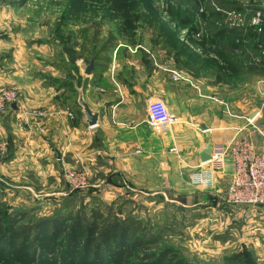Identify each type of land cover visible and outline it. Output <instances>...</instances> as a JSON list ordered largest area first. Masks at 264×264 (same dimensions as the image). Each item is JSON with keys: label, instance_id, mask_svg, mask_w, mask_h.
I'll return each mask as SVG.
<instances>
[{"label": "crops", "instance_id": "0c3cea01", "mask_svg": "<svg viewBox=\"0 0 264 264\" xmlns=\"http://www.w3.org/2000/svg\"><path fill=\"white\" fill-rule=\"evenodd\" d=\"M239 1L246 12L264 3ZM3 36L7 38L6 33ZM123 44L119 42L110 49L111 60L103 62L95 78L94 72L80 76L86 101L93 110L100 111L98 125L90 128L79 105L73 104L72 80L57 82L39 73L29 74L18 60V48L14 47L12 54H3V48L12 46L0 41V89H14L20 96L17 109L11 105L0 114V151L8 153L0 164L2 188L66 195L68 184L63 169L90 167L97 170L90 188L101 196H117L136 188L147 192L181 190L186 185L224 196L233 178L229 149L232 140L247 137L258 149H264L260 75H255L257 82L252 90L234 101L226 84L218 93L220 87L215 82L196 80L167 65L156 68L149 62L147 73L145 61L144 65L132 61L134 56H129ZM53 66H49L50 71L58 68L57 64ZM175 72L181 76L179 79ZM74 76V72L66 75L68 79ZM154 97L166 102L173 117V124L165 130L151 123L148 102ZM34 109H45L48 116L38 122L28 112ZM253 112L256 116L251 120ZM209 140L213 144L212 159L201 163L198 153ZM16 177L22 183L15 184ZM238 208L249 214L246 217L260 211V236L220 237L225 245L214 241L217 253L209 255L219 261L224 255L221 248H228L230 253L250 245L264 264V205Z\"/></svg>", "mask_w": 264, "mask_h": 264}, {"label": "rangeland", "instance_id": "374dc122", "mask_svg": "<svg viewBox=\"0 0 264 264\" xmlns=\"http://www.w3.org/2000/svg\"><path fill=\"white\" fill-rule=\"evenodd\" d=\"M14 1L0 0V41L12 46L3 48L2 53L9 55L8 52L14 53V47L18 48V60L31 75L39 73L40 77L57 82L72 80L71 87L80 88V76L85 75V68L94 59L91 56L97 47L106 45L112 49L121 42L129 56H134L130 58H134L132 61L139 60L142 65L145 61L147 73L149 62L156 68L167 65L196 80L215 82L220 87L218 93L224 91L226 84L234 101L246 96L257 82L254 74L238 64L237 60L245 57V50L231 53L230 47L223 48L225 43H232L234 39L249 44L257 39L258 32L232 26L228 15L223 12L219 19L210 16V11L204 10L206 7L215 11L227 10L217 4L218 0H203L200 12L194 15L195 22L202 24L203 31L199 34L178 28L167 11L166 0H25L22 6L13 5ZM213 18L215 21H212ZM212 23L238 30L215 38L212 37L215 32ZM4 33L7 38H4ZM205 34L209 36L203 38ZM128 47L133 48L134 53ZM106 57L111 60V54H106ZM123 57L127 55L123 54ZM26 61L36 64L30 68L29 63L25 65ZM103 62L102 65H105ZM53 64L58 65L56 71L49 70ZM70 72L75 74L72 79L66 77ZM133 74L136 76V69ZM72 96L73 104L78 105L76 88ZM260 109L263 111L260 126L264 128V75L260 76ZM7 154V151H0V164ZM78 169L91 171L92 184L97 170L90 167ZM16 178L13 180L15 184L22 183L19 177ZM66 189V195L35 194L32 191H10L0 186V209L3 211L0 213V236H4L0 237V242L11 236L8 230H3L8 224L5 221L7 216L19 228L18 234L14 235L15 246H18L25 236L34 241L38 233L37 224L42 219L67 218L68 225L80 216L85 224L92 220L93 212L99 210L104 215L100 220L101 228L119 221L131 228L132 235L159 239L158 245L173 248L189 264H236L241 260L247 264H260L257 250L250 245L237 247L230 253L228 248H225L226 251L221 248L224 255L219 261L209 255L217 253L214 241L222 243L223 236H260V211L255 210L256 213L246 217L249 214H244V209L226 203V193L224 196L220 192L204 193L186 185L181 190L153 192L128 189L124 194L108 197L96 192L83 201L77 198L64 202L63 197L73 190L79 191L80 195L88 191L70 186ZM48 234L45 232L41 236ZM7 247L4 242L0 250L7 251Z\"/></svg>", "mask_w": 264, "mask_h": 264}, {"label": "trees", "instance_id": "16d2710c", "mask_svg": "<svg viewBox=\"0 0 264 264\" xmlns=\"http://www.w3.org/2000/svg\"><path fill=\"white\" fill-rule=\"evenodd\" d=\"M166 1L168 3L167 11L179 29H189L193 34L202 33V24L195 22L194 15L200 12L203 0ZM24 3L25 0H16L13 5L22 6ZM217 4L229 10H241L242 13L247 11L243 10L244 7L239 0H218ZM257 8H253V10ZM204 10L210 11V16L217 19L223 14L207 7ZM252 13L254 11L247 12V18H250ZM214 18L212 21H215ZM213 27H215V32L212 37L215 38L236 33L238 30V27L230 28L227 25L213 24ZM262 28L264 29V25ZM249 29L258 32L254 27H249ZM208 36L205 34L203 38ZM256 38L249 44L242 42L243 40L234 39L232 43H225L223 49L226 50L230 47L231 53L238 49L245 50V57L242 60H237L238 64L244 66L247 72L261 76L264 75V31L258 32ZM110 49L111 46L106 45L101 48L97 47L91 56L95 61L94 78L97 76L99 68L102 67V61L109 62V58L104 57ZM94 191L90 188L86 194L80 195L79 191L73 190L69 195L64 196L63 200L65 202V200L81 198L83 201L86 196L93 195ZM98 206L101 205L98 204ZM0 213H3L1 209ZM103 216L102 212L96 210L93 212L91 221L84 224L78 216L68 225L67 218L64 220L54 218L52 221L49 218L42 219L37 224L38 233L35 235L34 241L29 239L30 236H25L18 246H15L14 238L16 236L14 235L18 234L19 228L15 226V222L11 220L10 216H7L5 221L8 224L4 226L3 230H8L11 236L2 240V243L0 242V245L4 242L8 244L7 251L0 250V264H189L173 248L158 245L159 239L132 235L131 228H127L128 226L119 221L101 228L100 220L103 219ZM1 230L2 227H0ZM45 232L49 233V236H41ZM153 246L154 248H152ZM236 264H247V262L241 260Z\"/></svg>", "mask_w": 264, "mask_h": 264}, {"label": "built area", "instance_id": "2783aa9c", "mask_svg": "<svg viewBox=\"0 0 264 264\" xmlns=\"http://www.w3.org/2000/svg\"><path fill=\"white\" fill-rule=\"evenodd\" d=\"M228 15L230 24L236 27H254L258 32L264 31V3L259 5L254 13L247 18L245 13L236 10H220ZM264 53V52H263ZM175 78L181 76L175 72ZM18 92L10 88L0 89V114L7 111L13 103L18 104ZM38 122L48 116L45 109L28 110ZM148 113L151 123L162 130L173 124V117L166 102L159 98H151L148 102ZM71 118L74 114L69 113ZM232 160L233 178L225 195L226 203L249 209L264 205V149H258L256 144L247 137H236L229 145ZM91 171L88 169L64 168L63 179L73 189L87 190L90 184Z\"/></svg>", "mask_w": 264, "mask_h": 264}, {"label": "water", "instance_id": "95a60500", "mask_svg": "<svg viewBox=\"0 0 264 264\" xmlns=\"http://www.w3.org/2000/svg\"><path fill=\"white\" fill-rule=\"evenodd\" d=\"M95 68V61L92 59L89 63V65L85 68V74L88 76H91L94 72ZM76 90L78 91V105L81 108L82 114L84 116V121L85 123L90 127L94 128L98 125L99 120H100V111L98 110H93L92 107L88 104V102L85 99V92H84V86L75 87ZM12 107L14 109H17V104L13 103ZM256 116V112H253L250 116V119L253 120V118ZM204 129H207L205 125H202ZM212 153H213V144L209 140L203 148L199 151V158L201 163H207L211 161L212 159ZM216 202V201H215Z\"/></svg>", "mask_w": 264, "mask_h": 264}]
</instances>
